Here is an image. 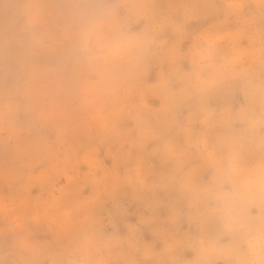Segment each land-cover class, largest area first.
Returning a JSON list of instances; mask_svg holds the SVG:
<instances>
[{"label":"clouds","instance_id":"obj_1","mask_svg":"<svg viewBox=\"0 0 264 264\" xmlns=\"http://www.w3.org/2000/svg\"><path fill=\"white\" fill-rule=\"evenodd\" d=\"M0 264H264V0H0Z\"/></svg>","mask_w":264,"mask_h":264}]
</instances>
